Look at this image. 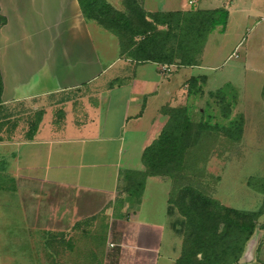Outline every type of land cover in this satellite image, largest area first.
I'll return each mask as SVG.
<instances>
[{
    "label": "crops",
    "instance_id": "1",
    "mask_svg": "<svg viewBox=\"0 0 264 264\" xmlns=\"http://www.w3.org/2000/svg\"><path fill=\"white\" fill-rule=\"evenodd\" d=\"M200 68L122 56L77 0H0V111L37 105L26 132L0 119V207L11 209L0 212V264H180L184 218L172 216L167 179L137 191L126 177L145 171L165 111L204 95ZM263 230L231 264H264Z\"/></svg>",
    "mask_w": 264,
    "mask_h": 264
},
{
    "label": "rangeland",
    "instance_id": "2",
    "mask_svg": "<svg viewBox=\"0 0 264 264\" xmlns=\"http://www.w3.org/2000/svg\"><path fill=\"white\" fill-rule=\"evenodd\" d=\"M137 1L142 3V8L144 3L147 11L224 9L228 13L224 32L215 31L207 37L198 59L201 68L197 72L200 70L207 78L204 95L190 97L185 107L192 122L220 126L219 129L198 128L197 142L185 157L176 179L171 181L165 177L164 188L171 186L172 216H181L178 200L184 188H192L232 210L255 213L264 209V0ZM109 5L120 12L125 10L122 0H110ZM217 92L232 105L230 118L242 123L235 140L227 135L229 120L219 122L220 109L214 106V99L207 97ZM36 106L32 102L1 110L3 127L13 130L17 126L26 132L28 123L34 120ZM0 212L5 217L11 216L8 206L2 205ZM184 223L183 220L178 226L182 231ZM257 223L264 227V215ZM209 250L210 246L206 251ZM257 256L264 262V242L257 249Z\"/></svg>",
    "mask_w": 264,
    "mask_h": 264
},
{
    "label": "trees",
    "instance_id": "3",
    "mask_svg": "<svg viewBox=\"0 0 264 264\" xmlns=\"http://www.w3.org/2000/svg\"><path fill=\"white\" fill-rule=\"evenodd\" d=\"M77 1L85 18L115 36L121 55L137 63L176 67L198 64L207 37L215 31L223 33L228 17L224 9L147 13L137 0H122L125 10L120 12L103 0ZM204 83V77L187 81L189 90L197 93L201 92L199 86ZM209 97L219 107L222 119L229 120L227 135L237 139L242 123L230 118L232 105L219 92L211 93ZM165 114L168 115L165 128L142 155L145 171L138 174L137 179L134 173L126 177L132 179L137 191L141 190L142 179L146 177H168L174 181L183 168L185 157L197 142L198 128L219 129L220 126L192 122L185 107L166 110ZM178 201L185 221L180 264L237 262L258 218L264 215L262 208L255 213L225 208L192 188H184ZM197 255L201 256L200 260Z\"/></svg>",
    "mask_w": 264,
    "mask_h": 264
},
{
    "label": "built area",
    "instance_id": "4",
    "mask_svg": "<svg viewBox=\"0 0 264 264\" xmlns=\"http://www.w3.org/2000/svg\"><path fill=\"white\" fill-rule=\"evenodd\" d=\"M160 70H161L162 73H169L170 72V67L161 66Z\"/></svg>",
    "mask_w": 264,
    "mask_h": 264
}]
</instances>
